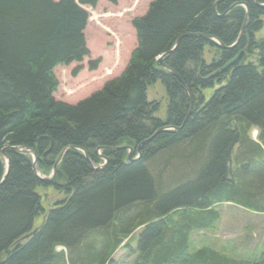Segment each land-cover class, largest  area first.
I'll list each match as a JSON object with an SVG mask.
<instances>
[{"label":"trees","instance_id":"trees-1","mask_svg":"<svg viewBox=\"0 0 264 264\" xmlns=\"http://www.w3.org/2000/svg\"><path fill=\"white\" fill-rule=\"evenodd\" d=\"M99 1L117 2L0 0V151L32 149L37 172L47 177L61 151L74 147L51 182L34 174L30 155L6 151L0 264H115L120 248L136 255L132 264H264V249L237 259L190 245L192 233L216 228L220 204L264 213V42L254 39L264 8L254 0H153L131 21L136 47L119 77L74 105L56 101L53 70L89 55L82 6ZM235 3L246 4L250 17L234 48L222 50L200 37L232 46L246 14L243 6L224 14ZM177 41L163 60L175 76L156 61ZM205 46L214 50L209 65ZM241 52L236 63L213 76ZM97 65L90 62L89 69ZM157 80L167 92L164 121L155 117L157 102L146 101L147 87ZM223 82L206 100L203 91ZM253 128L256 142L249 136ZM143 142L140 158L130 164L127 151L108 149L131 147L134 158ZM97 148H103L107 165L91 170L90 164L103 163ZM162 154L165 162L184 165V178L173 189L151 169ZM172 164L164 165L166 177ZM5 170L0 156V182ZM37 187H52L66 198L44 210ZM39 215L42 223L32 233Z\"/></svg>","mask_w":264,"mask_h":264},{"label":"rangeland","instance_id":"rangeland-1","mask_svg":"<svg viewBox=\"0 0 264 264\" xmlns=\"http://www.w3.org/2000/svg\"><path fill=\"white\" fill-rule=\"evenodd\" d=\"M152 1L117 0L115 4L99 1L94 7L82 6V10L87 15V23L83 35L89 55L84 57L80 63L58 66L53 70L58 80L57 91L53 94L56 101L74 105L100 90L105 82L119 77L129 61L130 54L136 47V37L131 26V21L144 15ZM260 19L262 27L254 32V39L257 42H264V15ZM213 55L214 50L205 46L203 60L207 65L211 63ZM90 62H98L96 69H89ZM77 67L79 71L76 75H72V72ZM224 84L225 82L205 89L203 94L206 96V100L216 89ZM146 101L148 103L157 102L158 110L155 113V117L164 121L166 119L167 92L161 80H157L153 85L147 87ZM257 134L258 131L253 128L249 136L256 142ZM161 156L162 158L165 157L163 154L158 155L151 162V169L155 174L161 173V176L163 174L164 177L161 178L164 180V183H162L164 187L169 186L173 189L184 178L182 176L184 165L175 162L174 159H169L168 162H165L163 159H160ZM99 157L101 158V155ZM101 160L103 163L100 165H103L104 160ZM167 163L168 165L173 163L172 174L168 171V177L165 175L167 174V166H164ZM188 173H191V169L189 171L186 170V178L190 176ZM173 179H176L174 182L177 183H171ZM35 192L39 195L40 204L44 210L51 209L56 202L66 198L64 192L55 191L52 187H37ZM216 209L220 215L216 228L214 230L192 233V242L190 244L191 248L193 245L192 249L202 246H212L219 249L231 248V255L234 258H238L239 255H247V253L252 252L248 250V247H253L256 244L257 246L264 245V213L240 209V214L238 212L237 214H233V212L230 214V212L228 213L229 210L226 204H220ZM41 223L42 216L39 215L33 221V228L37 229ZM137 233L138 231L134 236ZM131 247L135 249L136 243L134 242ZM135 258V254H129L127 250L120 248L112 259L116 262L115 264H132Z\"/></svg>","mask_w":264,"mask_h":264},{"label":"water","instance_id":"water-1","mask_svg":"<svg viewBox=\"0 0 264 264\" xmlns=\"http://www.w3.org/2000/svg\"><path fill=\"white\" fill-rule=\"evenodd\" d=\"M217 3H218V1L213 5V9H214V10H215V8H216ZM254 4H255L257 7L264 8V5L258 4V3H257V0H254ZM236 6H243L244 9H245L246 14H245V18H244V22H243V26H242L241 32H240V34H239V36H238V38H237V41H236L232 46H230V47H225V46H224L219 40H217L216 38H214V37H212V36L201 35L200 37H204V38H206L207 40L213 41V42L216 43V44H217L222 50L234 48V47L239 43V41H240V39H241V36H242V33H243V31H244L245 25H246V23H247V21H248V19H249V17H250V16H249L248 6H247L246 4H241V3H235V4H233V5H232V6H231V7H230V8H229L224 14H226L229 10L233 9V8L236 7ZM224 14H223V15H224ZM220 17H222V16H220ZM177 44H178V41L175 43V46H174L169 52H167V53L161 55L160 57H158V58H157V61H156V65H157L159 68H162V69H164V70H166V71L172 73V74L175 75V76H176V73H175L173 70H171L168 66H166V65L163 63V60H164L166 57H168L170 54L173 53V51H174L175 48L177 47ZM242 55H243V52H241V53H239L238 55L234 56L232 59H230L228 62H226V64H224L219 70H217L216 73L213 74V76L216 75V74H219V73H223V72H225V71H226L227 69H229L234 63H236V62L242 57ZM162 130H165V129L163 128V129L159 130V132L162 131ZM145 143H146V142H143V143H141V144L137 147L136 151H137V153H138V156H137L136 158H132V156H133V155H132V154H133V149H132L131 147H126V146H124V147L108 148V149H109V150H115V151H128L126 161H127V163L130 164V163H132V162H134V161H136V160H138V159L140 158V149H141V146H143ZM73 148H74V147H66V148H64V149L61 151L59 157L57 158L56 162L54 163V165H53V167H52L51 175L48 176V177H40V176H39V174H38V172H37V170H36L37 156H36V154L34 153V151H33L32 149H29V148H22V147H15V146H8V147L3 148V149L0 151V156H1V157L4 159V161H5V164H6V170H5V174H4L3 178H2V180H1V182H0V185L5 181V179H6L7 175H8V173H9V170H10V160H9V157H8L6 151H11V152H15V153H21V154H30V155L33 157V166H32V168H33V172H34V174H35V175H36L41 181L51 182V181L53 180V178L55 177V174H56V167H57V165L60 163V161L62 160V158H63L64 155L66 154V152H67L68 150H70V149H73ZM50 150H51V148H50V149H49L44 155H46L47 153H49ZM78 150L82 151V153H83V155H84V158H85L88 162H90V161H89V158H88L87 154L84 152V150H82V149H78ZM102 150H103V148H97V149H96V153H97V155H99V152L102 151ZM99 156H100V155H99ZM101 158H103L104 161H105L104 165H102V166H97V167L95 166V167H94L92 164H90V169H91V170H96V169H97V170H102L103 168L106 167V165H107V159L104 158V157H101ZM34 232H35V230H33L32 233H34ZM24 238L27 239V238H28V235L25 236Z\"/></svg>","mask_w":264,"mask_h":264},{"label":"crops","instance_id":"crops-1","mask_svg":"<svg viewBox=\"0 0 264 264\" xmlns=\"http://www.w3.org/2000/svg\"><path fill=\"white\" fill-rule=\"evenodd\" d=\"M254 141V140H253ZM255 142V141H254ZM223 204H226L227 206H228V213L230 212V214H231V212H233V214L234 213H236L237 214V212L240 214L241 212H240V209L242 210V209H244V208H241V207H239V206H236V205H233V204H231V203H223ZM223 204H221V205H223ZM245 210V209H244ZM264 215V214H263ZM248 216H250V215H248ZM223 216H222V214H221V218H222ZM264 240V239H263ZM263 244H264V242H263ZM259 247H263V248H259ZM210 248L211 249H214V250H216V251H218V252H221L222 254H225V255H227V256H229V257H232V258H234L233 257V255H231V248L230 249H227V248H225V249H223V248H221V249H219V248H216V247H212V246H210ZM264 249V245L263 246H260V245H258L257 246V244L256 245H254L253 247H248V250H251V251H254V250H258V251H262ZM244 254H242V255H239V257L238 258H240V257H242ZM237 258V259H238Z\"/></svg>","mask_w":264,"mask_h":264},{"label":"bare ground","instance_id":"bare-ground-1","mask_svg":"<svg viewBox=\"0 0 264 264\" xmlns=\"http://www.w3.org/2000/svg\"><path fill=\"white\" fill-rule=\"evenodd\" d=\"M126 147H128V146H126ZM127 152H128V151H127ZM137 156H138V154H137ZM137 156H136V157H137ZM136 157H134V158H136ZM101 159H103V158H101ZM103 160H104V159H103ZM104 163H105V161H104ZM103 165H104V164H103ZM98 166H102V165H98Z\"/></svg>","mask_w":264,"mask_h":264}]
</instances>
